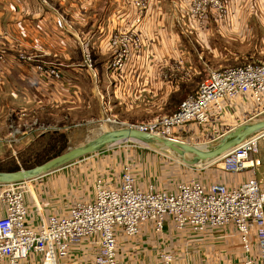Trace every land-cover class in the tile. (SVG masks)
<instances>
[{
    "label": "crops",
    "instance_id": "crops-1",
    "mask_svg": "<svg viewBox=\"0 0 264 264\" xmlns=\"http://www.w3.org/2000/svg\"><path fill=\"white\" fill-rule=\"evenodd\" d=\"M130 2L0 0V110L37 112L83 105L86 85L98 111H112L117 118L122 112L114 110L118 106L125 112L149 110L156 104L162 108L166 95L181 92L182 82L176 67L179 59L189 63L186 65L193 71H198L201 64L207 66L206 71L216 70L230 66L228 63L237 57L235 53L244 52L242 48L246 42L255 39L253 43H258L259 48L264 46V0H229L226 16L211 11L202 23L190 14V0H147L149 8L140 27L143 51L133 64L111 74L107 70L111 53L103 49L101 41L115 27H123L122 13L129 8ZM230 47L234 52L232 59ZM84 51L91 54L94 62V82L88 80L89 75L84 70ZM260 53L249 61L264 63V50ZM50 68L59 73V78L46 72ZM238 99L242 98L224 104L225 118L228 113L235 114L244 107L252 110L249 117L264 108V97L259 104L243 98L247 102L243 107ZM258 117L261 116L251 118ZM26 122L15 126H36L34 120ZM14 132H18L17 129ZM26 135L20 132L17 141L22 142ZM252 158H259L261 164L243 169L234 176L222 177L223 184L236 186L255 175L264 189V138ZM41 221L29 208L27 224L36 227ZM167 227L168 230L171 224ZM227 230L231 232L234 228L227 226ZM166 232L156 233L158 237L151 232L145 233L127 245L133 251L149 245L159 247L170 234ZM124 237L120 236L117 243L119 264H144L136 262L129 254L125 257L119 254V249H123L120 239ZM252 246L258 260L254 238ZM96 249L94 244L85 241L70 250L68 260L93 264Z\"/></svg>",
    "mask_w": 264,
    "mask_h": 264
},
{
    "label": "built area",
    "instance_id": "built-area-1",
    "mask_svg": "<svg viewBox=\"0 0 264 264\" xmlns=\"http://www.w3.org/2000/svg\"><path fill=\"white\" fill-rule=\"evenodd\" d=\"M148 8L147 0H131L129 8L122 13L123 27H115L102 39L101 46L111 53L107 65L111 74L123 71L141 55L140 27ZM227 8L228 0L190 2L191 15L201 19L211 11L224 16ZM83 57L85 65L92 69L89 54L84 51ZM46 72L59 78L53 68ZM263 97L264 63L248 61L207 71L196 90L181 100L174 112L136 126L163 138L180 140L176 135L187 124L204 125L226 102L249 98L259 104ZM263 112L264 108L253 116ZM263 136V133L248 136L218 160H224L225 168L233 172L259 166L261 160L250 155L258 152L259 139ZM25 181L0 184L3 203L0 264H25L29 259L34 264H79L68 260V255L73 247L85 241L96 244L93 264H119L120 236L133 237L148 227L159 234L168 224L181 231L232 226L243 254L241 264H264V189L255 175L231 187L217 181L205 186L191 179L167 191L151 184L138 187L130 167L125 165L115 185H106L102 178H97L92 198L72 203L65 214L47 215L36 227L27 224ZM253 238L258 260L253 254ZM159 262L175 264L173 253L161 252Z\"/></svg>",
    "mask_w": 264,
    "mask_h": 264
},
{
    "label": "rangeland",
    "instance_id": "rangeland-1",
    "mask_svg": "<svg viewBox=\"0 0 264 264\" xmlns=\"http://www.w3.org/2000/svg\"><path fill=\"white\" fill-rule=\"evenodd\" d=\"M228 5H230L229 0ZM195 17L200 23L205 19V17L203 19ZM253 42H256L255 39L246 42V46L242 48L244 52L237 51L235 53L237 57L228 65H239L261 55L260 51L264 50V46L259 48L258 43L254 44ZM85 52L91 59V54L88 51ZM232 53L234 52L231 49V59L234 58ZM179 61L182 62V66H179ZM91 62L92 69H89L85 65L83 57L82 63L85 66L84 70L89 75L88 80L94 82L95 78L92 72L95 71V67L94 62ZM186 64L189 65L179 59L178 66H176L179 69L182 82L181 92L166 95L162 108H158L156 104L149 110L125 112L118 106L114 110L122 112L117 118L112 111H98L86 85L83 105L73 104L64 110L53 109L37 112L0 110V171L32 167L94 137L111 124H146L171 114L189 91L197 88L198 83L207 73V66L203 64L201 67L198 66V71H193L192 67L190 68ZM238 100L241 103L240 107L247 103L243 98ZM224 107L225 105L212 114L204 125L189 123L184 127V131L179 132L176 136H179L181 141L190 144L209 143L223 132L239 124L241 120L248 119L246 117H249L250 111H252L244 107L235 114L229 115L228 113L225 118L222 112ZM258 116H264V112ZM31 120H34L35 127L15 126L24 121L29 123ZM15 129L18 132H14ZM22 131L27 135L22 142H19L16 136ZM40 132L44 134L40 136ZM262 138L259 139L258 144L261 143ZM253 155H256V152H251L250 156ZM223 162L224 160H217L207 165L187 166L171 154L162 153L134 139H125L101 151L84 155L47 174L26 180L24 183L25 199L28 209L30 208L39 216L40 220H43L49 214H65L69 206L76 201L92 198L93 185L97 178H102L106 185H115L120 171L125 165L130 167L138 187L145 186L144 188H146L151 184L158 190L170 191L179 182L195 179L207 186L214 181L223 183L222 177L234 176L240 172L227 170ZM2 211L3 203L0 198V215ZM167 228H165L166 233L170 234L167 239H163L164 242L159 244V247L149 245L146 248L133 251L129 248L130 245H127V242L141 238L145 233L151 232L156 237V233L148 227L143 228L136 236L120 239L123 249H119V254L122 257L129 254L136 262L144 264H160V253L164 251L173 253L175 264H241L243 254L237 234L235 230L229 232L227 226L208 227L200 231L188 228L181 231L172 225L168 230ZM144 240L146 239L142 241ZM92 244L96 247L95 243ZM88 260L87 258L85 262ZM25 264H34V262L29 259Z\"/></svg>",
    "mask_w": 264,
    "mask_h": 264
},
{
    "label": "water",
    "instance_id": "water-1",
    "mask_svg": "<svg viewBox=\"0 0 264 264\" xmlns=\"http://www.w3.org/2000/svg\"><path fill=\"white\" fill-rule=\"evenodd\" d=\"M250 118L223 132L206 146L163 138L143 131L136 125L111 124L94 137L32 167L0 171V184L37 178L125 139H134L162 153L171 154L187 166L207 165L223 157L248 136L264 134V116Z\"/></svg>",
    "mask_w": 264,
    "mask_h": 264
},
{
    "label": "bare ground",
    "instance_id": "bare-ground-1",
    "mask_svg": "<svg viewBox=\"0 0 264 264\" xmlns=\"http://www.w3.org/2000/svg\"><path fill=\"white\" fill-rule=\"evenodd\" d=\"M263 139V138H262ZM178 141H180V140H178ZM207 144H204V145H202V146H206Z\"/></svg>",
    "mask_w": 264,
    "mask_h": 264
},
{
    "label": "trees",
    "instance_id": "trees-1",
    "mask_svg": "<svg viewBox=\"0 0 264 264\" xmlns=\"http://www.w3.org/2000/svg\"><path fill=\"white\" fill-rule=\"evenodd\" d=\"M28 168V167H27ZM16 169H18V168H16ZM16 169H13V170H16ZM9 171H12V170H9Z\"/></svg>",
    "mask_w": 264,
    "mask_h": 264
}]
</instances>
